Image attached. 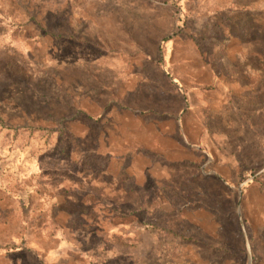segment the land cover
Wrapping results in <instances>:
<instances>
[{
    "label": "rangeland",
    "instance_id": "obj_1",
    "mask_svg": "<svg viewBox=\"0 0 264 264\" xmlns=\"http://www.w3.org/2000/svg\"><path fill=\"white\" fill-rule=\"evenodd\" d=\"M0 264H264V0H0Z\"/></svg>",
    "mask_w": 264,
    "mask_h": 264
}]
</instances>
